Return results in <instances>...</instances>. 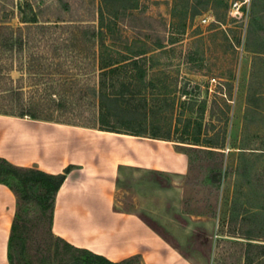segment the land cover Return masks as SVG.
Here are the masks:
<instances>
[{
  "label": "rangeland",
  "instance_id": "obj_1",
  "mask_svg": "<svg viewBox=\"0 0 264 264\" xmlns=\"http://www.w3.org/2000/svg\"><path fill=\"white\" fill-rule=\"evenodd\" d=\"M25 2L37 25L57 27V44L68 49L49 55L63 95L45 98L54 105L46 116L107 128L85 93L96 79L85 64L101 44L105 59L142 53L145 99L125 95L124 120L111 124L145 135L136 137L171 139L188 166L182 174L121 167L115 206L143 215L194 264H264L262 250L246 259L240 245L264 244V0H0V26L32 19L28 9L20 14ZM60 101L66 112L57 110ZM215 141L223 146L212 147ZM20 187L27 199L16 196L15 264H71L51 231L48 200H39L44 187ZM123 264L142 263L132 257Z\"/></svg>",
  "mask_w": 264,
  "mask_h": 264
},
{
  "label": "crops",
  "instance_id": "obj_2",
  "mask_svg": "<svg viewBox=\"0 0 264 264\" xmlns=\"http://www.w3.org/2000/svg\"><path fill=\"white\" fill-rule=\"evenodd\" d=\"M0 157L14 166L57 174L71 169L54 196L51 231L111 261L138 256L142 264H194L135 211L115 206L120 168L182 174L187 155L171 142L0 114ZM16 195L0 183V264Z\"/></svg>",
  "mask_w": 264,
  "mask_h": 264
},
{
  "label": "trees",
  "instance_id": "obj_3",
  "mask_svg": "<svg viewBox=\"0 0 264 264\" xmlns=\"http://www.w3.org/2000/svg\"><path fill=\"white\" fill-rule=\"evenodd\" d=\"M24 5L25 8L20 10V14H26L23 9H28L31 11L32 19L26 20L24 15V17H20V22L24 24L20 27L12 28L9 25L0 26V114L15 117L28 116L29 118L36 120L82 126L134 136H145L139 132H133L128 128H126L125 131H121L115 125L111 124L112 119L117 122L124 120V114L127 111L126 108H121L120 104L123 102L125 95H128L130 98L142 97L145 99V93L142 92V88L144 87L142 81L146 69L144 67L145 62L141 56L142 53L127 54L122 56L121 59H117L112 53L107 51L110 54L107 55V59H105L102 53L103 50L100 49L104 44H101L98 49L95 50L97 52L95 55V61H89L85 64V68H88L89 66L88 69H91V72L94 75L93 77L96 78L93 82V86L86 90L85 93L90 97H94V100L91 103H93L94 107L99 109L100 122L108 125L107 128H96L92 125H81L60 121L53 118L51 115L46 116L44 114V110H49L54 107V105L47 106L46 103H44V100H46L45 98L49 97L52 99V96L55 97L58 95L61 97V95H63L62 92L56 91L55 85L52 83V81L57 78L54 79L53 76L56 71H51V69H53L52 65L54 59L49 60V55H52L55 58L57 54L59 55L63 51L68 54V49L62 48L57 44L58 37L54 35L56 34L57 27L37 25V15L35 11H33L32 4L25 2ZM66 61L67 60H64V62ZM13 70L18 71L20 74L17 79L13 78L11 74ZM120 72H124L125 76V81L121 83L122 85H119L121 88L116 87V81L118 80ZM22 79H27L35 86L39 83H46V86L42 89L35 87L31 90L32 87L30 84V89H25L26 87L19 82ZM58 79L66 80L65 77L62 78L61 76ZM14 83H16V85H14ZM65 96H67V93ZM64 105L65 102L61 103L60 101V103L55 106L57 110L60 109L66 112L63 108ZM127 105L129 107V104ZM213 105L214 103H212L211 106L212 113ZM147 137L171 140L167 137L156 136L155 133L150 134ZM212 144V147L221 148L223 146V141H215ZM71 167V165H68L60 173L49 174L38 169L14 166L5 158L0 157V183L10 188V190L22 200L23 198L27 199V197L23 196L24 193L23 188L20 187L21 185L26 186L30 184H38L43 186L44 193L39 196V200H48L47 207L50 210L49 219L51 223L53 218L54 196L65 180ZM12 180H15L16 182H12ZM20 218L21 215L16 210L8 238L7 258L9 264H15L13 253L19 245L20 239L17 231L19 229L18 221ZM227 235L234 236L232 233ZM58 238L63 242L60 254H71V264H123L125 261L132 258L130 257L121 261H111L103 255L94 253L85 248L76 247L64 239L60 237ZM245 238L254 239L250 237ZM240 245L245 249L243 256L246 259L247 257H253L254 254H261V250L264 252V244L261 243L247 241L244 244L240 243ZM20 254L21 253L19 252V255ZM18 262V264H20L21 261L18 260Z\"/></svg>",
  "mask_w": 264,
  "mask_h": 264
}]
</instances>
